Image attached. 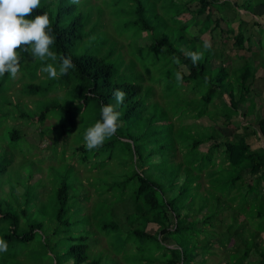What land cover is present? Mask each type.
<instances>
[{"label": "rangeland", "instance_id": "rangeland-1", "mask_svg": "<svg viewBox=\"0 0 264 264\" xmlns=\"http://www.w3.org/2000/svg\"><path fill=\"white\" fill-rule=\"evenodd\" d=\"M53 1L55 4L63 2L64 6L74 7V10L72 9L70 13L66 12L62 15L60 23L62 27L70 24L75 16H81V40L75 43L71 49V54L92 55L113 66V83L139 84L141 92L132 96L133 100H139V104L136 111L133 112L131 120L121 123L126 132L117 140L115 139L117 134L105 140L110 142L114 139L113 147L109 148L104 145L101 148L89 151L84 146L83 137L86 129L93 126L97 120L99 106L95 102H92L86 110H81V116L77 120V127L74 132L61 136L55 131L56 136L53 141V135L48 133L50 129L46 126L49 127L51 123L56 122L58 124L61 122L63 117L59 109L50 112V116L44 123L47 134L42 139H40L41 135L39 133L40 126H23L22 123L25 122L15 119L16 116L8 118L14 112L20 114L26 110L38 111L46 106L56 104L66 107L71 97L64 93L65 90H56L38 96H25L22 94V88H15L19 85L10 84L7 88H0V146L7 148L13 155V162L4 173H0V200H3L1 205L4 207V201H6L10 204L11 212L15 211L21 214L20 208L24 204V200L26 198L32 199L34 207L28 211V217L37 222L40 219L39 215L44 217L42 221L43 230H34V233H36L34 240L28 243L19 255V259L23 264H73V258H67L63 255L70 246L79 243L87 246L85 254H83L87 258L86 264H91L93 260H101L100 264H129L123 259V254L116 255L114 253L115 249L120 246V244L116 245L117 247L115 246L117 243L115 238L111 234L107 236L99 229V226L104 223H115L118 225L114 233L117 237L119 234L125 236V233L131 228L128 222H130L129 216L133 213L131 197L135 183L130 181L127 184H122L125 177L132 175L134 171H142L145 175L150 174L155 180H160L162 172H166L170 176L175 172L177 166L171 161L167 165H162L158 162V157L161 155L160 158L169 160L173 156L170 151L173 139L177 143V148L182 150V152H176L175 160L181 161L183 155L189 153V145L192 140L191 130V134L194 136H196L197 131L206 133L214 137L215 143H221L223 141H234L240 135H244L243 128L246 126L249 128L246 131L247 137L253 139L255 141L254 145L252 144L253 147L258 148L261 146L260 143L263 142V136L256 125V118L264 116V107H260L258 112L256 109L255 113L248 114L246 117L248 122H245V118H240V112L245 110L244 107H240L239 113L231 114L228 123L223 111L225 110L223 103L227 104L228 101L226 95H223L221 98L215 99L216 101L208 107L212 118L203 116L196 120L195 115L201 109L199 97L207 90V83H202L196 87L192 82L180 84L176 81L175 73L177 71H182L184 74L187 72L181 65L173 63V57H176V55L163 54L162 50H157L153 46L154 33L145 31L136 25L134 3L129 0H80L79 4H73L71 0H41V6H48L45 10L50 15H52L53 10H57V8L49 6ZM154 1L157 4L159 0H151V4ZM230 1L235 3L240 11L239 16L236 11L231 14L228 11L229 7L233 8L231 3H226L220 7L222 11L226 8L222 15L226 13L228 16L226 23L229 28H235L239 20H247L248 23L254 20L253 18L251 20L244 17L246 13L242 10H245L246 5L249 7L248 10L246 9L248 12L253 10L256 12L255 16H263L260 11L253 8L260 0ZM173 2L174 0H161L160 5H162V8H153L152 5H150V8H146L150 12L157 9V13L167 22L165 26H162L163 31L158 32L166 33L170 41L172 34L170 29L173 31L174 28H179L178 25L183 21L189 20L188 12L190 13L197 6L195 1L181 0L182 3H185V8H176L182 6V4L181 2H175V4ZM186 8L187 11H185ZM179 12H184L183 17H176ZM152 16L151 13L148 15L150 20L155 22L156 19ZM258 18L260 17L258 16ZM260 19L262 20V18ZM261 20L257 21L261 22ZM258 27L251 23L249 27L245 28L246 34L249 31L252 42L257 40L259 31V40L263 46L262 48L258 47L256 43H250L251 53L234 49L232 38L227 39V44L222 48L218 30L213 33L199 35L198 28L193 27L189 30L188 37L191 38V34L199 35L203 42L210 40L214 52H221V57H215L216 61L213 60L212 67H218L224 63L227 68L234 69L241 65L243 58H253L251 63L256 68V79L253 81L256 87L255 90H257V93H261L260 95L263 94L264 97V72L261 67V64L264 63V25ZM197 47L200 48L199 45ZM202 51L204 55L210 52L204 51V49ZM253 54H256V59H254ZM47 63L52 62L49 60ZM210 76L215 81L214 71L211 72ZM55 88V84H52L51 90H55ZM255 95L256 93L253 90L250 93V98ZM21 98L27 100L19 104L18 100ZM122 110L125 111L126 108L122 107ZM244 123H247V125H243ZM16 126H19L17 128H19L20 133H23V137L19 138L18 142H11L9 132H11V127ZM252 130L256 133L253 134ZM129 137L135 138L136 142L134 143L131 139H128ZM141 140L145 142L151 140V142L145 144L141 151H138L140 155L147 156L151 150L154 153L152 156L154 158H149L144 168H142L141 161L137 160L134 151V145H140ZM54 142L58 144L56 145ZM161 144H167V146L160 149ZM211 144L210 142L203 144L200 146V151L210 148ZM82 146L84 151H75L76 148ZM92 152L98 153V156L91 158ZM71 153H75V157ZM82 156L89 159L88 166L77 165L76 161H81ZM188 158V156L184 158L185 162ZM214 160L216 164L222 162L221 149L214 153ZM39 166L41 169H39ZM205 173H202L200 182L203 188L208 189ZM244 176L247 179L249 178L247 174ZM220 177H227V173H222ZM181 180L177 179V183L180 184ZM63 183L68 185L71 193L68 192V201L64 207L65 213L61 218V221L65 224L59 226L57 223V211L59 209L57 190ZM225 185L224 180L216 184L215 192L218 191V193L222 192L223 194V198L220 200H217L213 193L196 189L195 198L188 200L186 204V212L192 215V211L198 208H207L208 210L213 206L218 208V205H222V208L226 207L224 204L239 196V194H235V191L232 192L231 190V197H228V194L223 192ZM25 191L26 194H23ZM70 194L73 195V198ZM23 208L26 209V205ZM248 213L252 214V210H248ZM228 214L230 213L226 210L224 213L218 214L216 218H226L225 223H229ZM67 216L69 219H67ZM230 220H234L232 215ZM28 222L29 220L22 218L20 220L21 228L28 230ZM252 222L254 228L250 229L255 231L264 230L258 220H252ZM213 223L215 224L214 230H223L217 221H213ZM203 225V227L207 226L206 223H203ZM134 227L142 229L143 225L138 222ZM207 228L210 229L211 227L203 228V231L206 232ZM234 228H236L235 224ZM234 228L230 231L233 245L237 241L243 244L240 241L243 236L254 234L253 231L235 232ZM206 235L203 232L201 233V237ZM208 236L210 240H213V235L209 234ZM80 237L85 239L79 240ZM229 237L227 235L224 238V244L230 245ZM69 238L73 240L71 241ZM46 240L48 243L52 242V245L56 248L52 247L48 250L43 245ZM40 241L43 243L41 244ZM91 241L93 242L92 247ZM219 241L220 237L214 238L213 243L208 245L210 251L216 252L215 255H207L202 258L199 253L197 261L204 260V263L199 264H226V256L223 253L225 250ZM214 243L217 244L213 245ZM257 243L264 247V233L259 235ZM147 245L149 247V244ZM18 247L22 248L23 246ZM231 248L232 246H230ZM143 249H146V246ZM123 251L130 253L133 251V247L127 245ZM238 252L242 253L243 251ZM3 255L5 253H1V256ZM36 255L34 262L32 258ZM2 258L9 264L14 263V259L10 257V254ZM253 258L254 254L251 253L249 261ZM65 259H68V262ZM0 264L3 263L0 262Z\"/></svg>", "mask_w": 264, "mask_h": 264}, {"label": "trees", "instance_id": "trees-1", "mask_svg": "<svg viewBox=\"0 0 264 264\" xmlns=\"http://www.w3.org/2000/svg\"><path fill=\"white\" fill-rule=\"evenodd\" d=\"M129 1L135 4L134 14L136 25L145 31L154 33L153 46L157 50H162L163 54L169 56L176 55V57L179 58V65L187 72L184 74L181 71L183 74V82L180 84L192 82L197 87L202 83H207V90L199 97L201 109L195 115L196 120L203 116H210L208 110L209 105L214 103L216 101L215 99L221 98L223 95H226L228 101L227 104L223 103L225 107V110H223L225 113L224 117L228 123L231 114L237 113L240 107L245 108L244 112H240V118H245V122L248 114L255 113L257 109L255 100L249 101L254 84L253 81L256 79V69L251 63L253 58H243L239 67L229 69L224 63L218 67H212L213 60L216 61L215 57H221L220 51L214 52L212 49L207 55H203V58L197 65H193L191 59L186 55L188 52L202 51L204 42L199 35L213 33L215 30H218L222 48L227 44V39L229 40V38H232L234 49L251 53L250 43H252V38L250 37V33L249 35L246 34L244 23L239 20L237 31L235 32L232 28H229L226 23L228 16L225 14L222 15L226 8L222 11L220 7L229 3V0L222 1L221 3H219V0H188V2L195 1L197 6L193 11L190 13L188 12L189 20L184 19L186 21L179 24V28L176 27L173 31L170 29L172 33L171 41L166 33L163 34L164 32H158L163 31L162 26H165L167 22L157 13V9L151 12L146 9L150 8V5H152L153 8H162V5H160L161 0H156L158 1L157 4L155 1L151 4V0ZM175 2H181V0H174L173 3L175 4ZM181 4L182 6L176 8H185V3L181 2ZM49 6L57 8V10L55 9L52 11V15L49 14L56 38L50 50L56 52L58 57L62 55L71 56L76 67L69 69L67 75L58 76L57 79L54 80L48 79V74L41 72V68L46 66L48 61H41L39 58L33 59L28 53L21 52L20 74L15 80L7 73L3 77H0V88H7L10 84L14 86L19 85V87L15 88H22V94L25 96H38L40 94H46L56 90L62 91L64 89V93L70 96L71 100L67 102L66 107L56 104L54 106H46L38 111L26 110L20 114L14 112L8 119L16 116L15 119L17 118L20 122H25L22 123L23 126H40L41 130L39 133L41 135L40 139H42L47 134L44 123L50 116V112L59 109L63 117L61 122L58 124H56V122L51 123L49 127L46 126V128L50 129L48 133H52L54 141V137L56 136L55 131H57L59 135L65 136L76 130L77 120L80 119L81 110H86L91 106L92 102H95L99 106L96 119L100 120L102 105L111 104L115 106L116 100L112 93L114 90L120 89L124 91L126 95L123 104L119 105L116 109L121 113L119 120L121 123L123 121H130L133 117V112L136 111L139 104V100H133L132 96L141 92L140 85L113 83V66L104 63L103 60L92 55L71 54V49L74 47L75 43L81 40V16H75L70 24L62 27L60 24L62 15L66 12L70 13L74 7L64 6L63 2L55 4L54 1ZM262 6H264V4ZM46 7L48 6H41L38 8L33 13V17L36 14H41L46 11ZM245 8L249 7L245 6ZM231 10L234 11L232 8L228 9V11ZM185 11H187V8ZM184 12H179L176 17H183L182 15ZM150 13L153 15L152 18L155 17V22H152L148 17ZM193 27L198 28L197 31L199 35L191 34V38H189V30ZM245 35H247V39ZM259 36L260 34L258 31L256 38L258 42L255 43L258 47L263 48ZM197 44L200 48L197 47ZM253 57L254 59L257 58L255 54H253ZM261 65L264 72V63ZM54 66H56L57 69L59 68V60ZM212 71L215 73V81H213L210 76ZM52 84H55V90H51ZM20 100H18L19 104L20 102L24 103L27 99L21 98ZM122 107H125L126 110L123 111ZM210 118H212V116H210ZM256 125L260 134L264 137V116L259 119L256 118ZM53 126L54 128H52ZM17 127L19 126L14 128L11 127V132H9L11 142H18L19 138L23 137V133H20ZM248 129L249 128L245 126V128H243L245 134L240 135L236 140L223 141L221 143H215L214 137L206 133H199L197 131L196 136H194L191 134V130L190 135L192 136V140L189 145V153L183 155L181 161L175 160L176 152H182V150L177 148V143L173 139L171 142L172 149L170 150L173 156L169 160L160 158L161 155L158 157V162L162 165H167L168 162L171 161L177 166L175 172L170 176H168L166 172H162L160 174V180H155L150 174L145 175L142 171H134L132 175L125 177L122 184H127L130 181H134L135 183V188L131 197L133 213L129 216L130 222H128L131 228L125 233V236L119 234L116 237L114 233L116 230L115 228L118 226L117 224L104 223L99 226V229L107 236L111 234L112 237L115 238L117 241L115 246L120 244L119 248L115 249L114 253L116 255L123 254V259L129 264H199L204 263L203 259L197 261L199 253L202 255V258H205L207 255L216 254V252L209 250L210 248L208 245L213 243L214 238L220 237L219 243L224 247L225 251L223 253L226 256V264H264V247L261 246L260 243H257V238L260 234L264 233V230L255 231L250 229L254 228L252 220H258L264 228L263 197L258 199L253 206L247 202L245 196H242V200L240 199L239 202L237 200L239 197L236 196L230 199L228 203L224 202L226 206L224 208H222V205H218V208L213 206L208 210L207 208H198L192 211V215L185 210L188 200H193L195 198L194 194L196 189L213 193L217 200H220L223 198V194L222 192H215L217 183L224 180L226 185L223 188V192L228 194V197H231V190L232 192L235 191V194L240 195V191L245 188V191L249 193V183L245 182L243 174L247 172L252 175L257 173L264 174V148L251 150L246 142V131H248ZM124 132L126 131L121 126L116 133L117 136L115 139L117 140ZM252 133L255 134L256 132L252 130ZM128 139H131L134 143L136 142L135 138L129 137ZM114 142V139L110 142L105 141L103 146L105 145V147L111 148ZM149 142H151V140L147 142L141 140L140 145H134L137 160L141 161L143 164L142 168L146 166V162L149 158H154L152 157L154 155L152 150L147 156H142L138 152ZM208 142L212 143L210 148L205 149V151H200V146ZM55 144L57 145L58 143ZM166 146L167 144H161L160 149ZM219 149H221L222 153V162L216 164L214 153ZM80 150L84 151V147L82 146L75 149L76 152ZM71 155L75 157V153H71ZM12 156L13 155L7 148L0 146V173H4L7 167L13 162ZM96 156H98V153L92 152L91 158H96ZM186 156L189 158L185 162L184 158ZM88 160L86 156H82L81 161L76 162L78 166L79 164L88 166ZM71 167L75 169L73 165H71ZM39 169H41L40 166ZM203 172H206L205 177L207 179L208 189L203 188L200 182ZM224 172L227 173V177L221 178L220 175ZM177 179H182L180 184L177 183ZM68 192L71 193V190L66 183H63L57 190V203L59 206L57 211V223L59 226L65 224L61 221V218L65 213L64 207L68 201ZM23 194H26V191ZM70 195L72 196L71 198H73V195ZM256 195H258L257 192ZM2 201L3 200H0V238H3L8 244V250L3 252L5 253L3 256L10 254V257L14 259V263L12 264H23L19 259V255L23 248L34 240L36 234L34 230H43L42 221L44 217L39 215L40 219H38V222L28 217V211L34 207V205H32V199L26 198L24 200V204L21 205L20 208L21 214L15 211L11 212L10 204L6 201H4V207H2ZM232 202H235L236 205H233ZM24 205H26V209L23 208ZM253 207L256 210H253ZM248 209H252V214L248 213ZM226 210L230 213L228 214L229 223H225L224 220H226V218H216L218 214H222ZM231 215L234 220H230ZM22 218L29 220L27 223L28 230L21 228L20 220ZM67 219H69L68 216ZM213 221H217L223 230H214L215 224ZM138 222H141L143 225L142 229L134 227ZM203 223H206V227H211L210 229L207 228L206 232H204L205 230L203 231V228H206L203 227ZM234 224L236 228H234ZM149 227H151V232ZM233 228L235 232L253 231L254 234L243 236V239L240 240L243 244L237 241L233 245L232 235L230 233ZM202 232L207 235L201 237ZM209 234L214 236L213 240H210ZM227 235L230 236V245L224 244V238ZM78 239L83 240L85 238L80 237ZM69 240L72 241L73 239L69 238ZM40 243L42 244L43 242L40 241ZM92 244L93 242L91 241V247ZM147 244H149V247ZM216 244L217 243H214L213 245ZM43 245L46 246L48 250L54 247L52 242L48 243L47 240ZM127 245L133 247V251L130 253L123 251ZM18 246L23 247L20 248ZM144 246H146V249H143ZM230 246H232L231 249ZM54 248H56V246ZM86 248L87 246L83 243L72 245L63 256L73 258V264H86L87 258L83 255L85 254ZM238 251L243 252L241 253ZM251 253L254 254V258L249 261ZM3 256H1L0 253V262L9 264L2 258ZM36 257L37 255L32 258L34 262ZM65 260L68 262V259ZM100 261L101 260H93L91 264H100Z\"/></svg>", "mask_w": 264, "mask_h": 264}, {"label": "clouds", "instance_id": "clouds-1", "mask_svg": "<svg viewBox=\"0 0 264 264\" xmlns=\"http://www.w3.org/2000/svg\"><path fill=\"white\" fill-rule=\"evenodd\" d=\"M73 4H79L80 0H71ZM41 7V0H0V77L6 73L12 79H16L20 74L21 52L28 53L33 59L39 58L41 61H51L41 68V72L48 74V79H57L58 76L67 75L69 69L76 65L71 56H57L51 51V46L55 43V35L52 29L50 15L48 11L41 14L33 13ZM33 17V18H29ZM204 51H211L210 40L203 43ZM193 65L203 58L204 52H188ZM59 60V68L54 64ZM173 63L179 65L178 57H173ZM177 82H183V74L180 71L175 73ZM116 100V105H102L101 119L86 129L84 134V146L87 150L102 147L106 139L113 137L122 126L119 118L121 113L117 107L122 105L126 93L116 89L112 93ZM8 250V244L0 238V253Z\"/></svg>", "mask_w": 264, "mask_h": 264}, {"label": "crops", "instance_id": "crops-1", "mask_svg": "<svg viewBox=\"0 0 264 264\" xmlns=\"http://www.w3.org/2000/svg\"><path fill=\"white\" fill-rule=\"evenodd\" d=\"M222 1H227V0H219V3H221ZM231 3V1L229 0V4ZM237 3V2H236ZM232 5H233V10L234 11H236L237 13H238V16H239V11H240V9H238V7L235 5V3H231ZM264 4V1L263 0H260L259 1V3L258 4H256L255 6H253V8L256 10H258V11H260V13H261V15H263L262 17L260 16V15H258L260 18H262V20L260 19V18H258V16H255V14H256V12L255 11H253V10H251L250 12H248L246 9L247 8H245V10H242V11H244L246 14H245V16L244 17H246L247 19H251L252 20V18L254 19L252 22H247V20H244V21H242L243 23H244V25H245V28H247V27H249L250 26V24L251 23H254V25H256L257 27L259 26V25H264V8H262V7H264V6H262ZM247 6V5H246ZM230 8V7H229ZM237 10H236V9ZM225 11H226V9H225ZM229 12H231V14L232 13H234L232 10L231 11H229ZM225 15H226V13H224ZM236 14V13H235ZM249 15V16H248ZM227 16V15H226ZM238 20H239V18H237ZM250 20V21H251ZM257 20H261V22H259V21H256ZM238 23L239 22H237L236 23V27L235 28H232V30H234L235 32L237 31V25H238ZM244 27V26H243ZM259 28V27H258ZM247 34H249V31L247 32ZM245 37H246V39H247V35H245ZM255 42H258V41H253L252 43H255ZM256 55V54H255ZM256 69V68H255ZM256 89V87H255V85L253 84V87H252V91L254 90V92L256 93V95L255 96H253V98H250L249 99V101H251V100H255V105H256V108H257V112H258V109L260 108V107H264V97H263V94L262 95H260L261 93H257V90H255ZM264 89V88H263ZM264 93V92H263ZM248 119V118H247ZM258 119H259V117H258ZM246 122H248V121H246ZM243 125H247V123H244ZM258 138H259V136L258 135H256ZM246 142H247V144L250 146V148H251V150H257V149H259V148H264V144H263V142H264V137H263V142L262 143H260V145L261 146H259L258 148H255V147H253V145H254V140L253 139H251V138H249V137H247L246 138ZM253 144V145H252ZM220 162H218V164H219ZM247 175H249L248 177V179L244 176L245 174H243V179L245 180V182L246 183H249V186H248V189H249V193H247L246 191H245V189H243V190H241L240 192V195L238 196L239 197V199H237L238 200V202H239V200L241 199V197L242 196H245L246 198H247V202L249 203V204H251L252 206L257 202V200L258 199H260L261 197H263V199H264V174H262V173H257V174H250L249 172H247L246 173ZM256 192L258 193V195H256ZM233 205H236V203L235 202H233ZM255 208L253 207V210H254ZM248 210H250V209H248ZM252 210V209H251ZM256 210V209H255ZM253 212H255V211H253ZM254 214V213H253Z\"/></svg>", "mask_w": 264, "mask_h": 264}]
</instances>
